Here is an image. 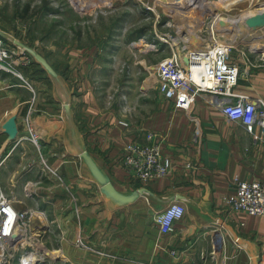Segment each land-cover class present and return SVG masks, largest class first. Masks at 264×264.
I'll use <instances>...</instances> for the list:
<instances>
[{"label":"crops","instance_id":"1","mask_svg":"<svg viewBox=\"0 0 264 264\" xmlns=\"http://www.w3.org/2000/svg\"><path fill=\"white\" fill-rule=\"evenodd\" d=\"M72 34L53 59L42 54L33 64L39 76L17 68L20 77H0V186L29 210L36 230L61 231L55 264H259L264 218L229 212L225 198L235 177L264 182V140L254 142L203 98L191 112L175 110L154 82L145 86L143 73L120 82L136 91L110 93L112 64ZM263 51L248 52L251 65L237 93L264 98ZM124 58L131 59L127 50ZM234 58L242 71L244 60ZM142 62L129 69L138 74ZM146 131L163 139L172 165L152 182L129 177L121 165L123 147L143 142ZM41 158L62 181L42 170ZM174 200L185 214L171 233L160 234L154 217Z\"/></svg>","mask_w":264,"mask_h":264},{"label":"built area","instance_id":"2","mask_svg":"<svg viewBox=\"0 0 264 264\" xmlns=\"http://www.w3.org/2000/svg\"><path fill=\"white\" fill-rule=\"evenodd\" d=\"M216 1L223 5L228 2V0ZM247 1L252 7L259 5L256 8H261L264 6L262 0ZM140 2L147 7L150 6L142 0ZM237 2L238 0H234L230 5ZM212 3L209 0H188L185 5L174 6L167 0H153L149 9L154 12L155 23H160L163 15L167 14L171 19L172 15L177 14L189 20L185 26V34L188 32L198 33L203 31L204 27L208 32V37L204 39L205 42L197 47H190V42L186 41V37H180L182 31L177 28L174 30V36L162 35L167 37L164 39L158 36L169 45L170 54L161 58L155 64L153 70V75H155L154 84L161 97L171 102L175 110L191 112L197 99L203 98L229 120L238 122L252 136L254 142L264 140V98L239 94L234 90L240 76L248 74L251 65L248 52L256 54L258 51L257 46L250 45L246 47L242 41L238 42L237 38H232L235 27L238 28L240 21L243 22V19L249 17L241 19L240 16H234L239 19L237 24L230 23L229 17L226 16L225 21L219 22L217 16L219 14L223 15V12H216L218 9ZM208 7L211 10H208ZM242 36L243 33L241 39ZM222 37L224 38L222 39ZM248 47L252 49L249 51ZM147 49L157 51L158 44L153 43ZM140 51L143 50L140 49ZM236 53L244 60L245 67L242 71H240L241 68L235 61L234 54ZM258 55L259 60L264 61V51ZM0 71L18 77L21 76L15 71L13 53L2 37H0ZM24 83L27 88L32 89L27 81L24 80ZM26 121L30 127L31 116L29 114ZM29 130L31 131L32 128ZM199 130V125L195 121L194 132L196 136L199 135ZM32 140L38 147L37 138L33 133ZM162 142V138L156 140L153 132L146 131L143 142L133 141L126 144L123 147L121 157V165L126 174L140 182H152L168 175L172 165L170 160L163 155ZM40 164L42 170L55 174L43 158L40 159ZM55 176L62 181L60 175L55 174ZM233 183L234 193L225 198V204L229 212H243L247 215L264 218V182L246 181L235 177ZM72 200L74 202L75 198L72 197ZM19 213L14 202L0 189L1 230L5 232L11 230V222L15 221L18 232L16 231L14 235L23 240L22 243L25 245L28 244L30 229L26 230L27 225L23 220L26 212ZM184 214V207L176 200L159 211L154 217L159 233H171L174 223L182 219ZM219 221L220 218H217L215 222L219 223ZM22 243H15L3 252L15 250ZM3 252L1 255H3ZM31 252L33 250L29 251V253ZM36 253L38 252L36 251ZM258 259L259 264H264V253L259 254Z\"/></svg>","mask_w":264,"mask_h":264},{"label":"rangeland","instance_id":"3","mask_svg":"<svg viewBox=\"0 0 264 264\" xmlns=\"http://www.w3.org/2000/svg\"><path fill=\"white\" fill-rule=\"evenodd\" d=\"M142 1L150 6L153 3V0ZM167 1L171 5L180 6L185 5L188 0ZM209 1L215 3L216 0ZM232 1L234 0H228L224 5L219 4L216 12L220 11L223 12V16L235 18L234 16L244 14V11L259 6L252 7L247 0H238L237 3L230 5ZM262 1L264 4V0ZM216 3L219 2L216 1ZM223 6L226 9L222 8ZM149 7L142 4L140 0H0V37L6 41L13 53L15 71L18 73L19 68L22 71L24 69V73L30 74L31 78V76L40 74L39 69L33 64L40 62L42 54L53 59L55 54H58V49L64 46V41L73 42L72 32L80 33L81 45L99 47L100 50L102 49L99 61L108 60L112 64L111 71L107 72V75L112 76L113 79V86L107 88L110 93L113 91L114 94H121L120 90L124 89L136 91L138 87L134 83H129V86H121L120 82L128 78L133 80L142 73L145 80L151 76H154L155 80V75H153L155 64L170 54L169 45L160 39L167 37L162 35L174 36V30L177 28L182 31L180 37H186V41L190 42V47L199 46L208 37L206 27L198 33L188 32L185 34V26L189 20L181 15H172L170 19L166 14L161 17L160 23H155L154 12ZM250 19H253L252 24H249ZM242 21L238 24V28L235 27L233 30L232 38H237L238 42L242 41L246 47L253 45L262 48L264 46L262 44L264 43V13L255 14V16ZM153 43L158 44L157 51L147 49ZM126 50L129 58L131 57L130 61L125 60L126 56L124 58ZM136 59L138 62L144 59L142 62L144 67L137 65L140 67L138 74L128 66L130 62L137 61ZM133 72L135 74H132ZM6 75L9 74L0 71V77ZM104 75L101 74L98 77H105ZM110 93L106 94L107 102ZM0 189L9 197L1 186ZM10 199L14 202V198ZM14 205L20 212L19 214L26 212L23 220L27 225L26 230L30 229L28 244L18 246L10 252H3V255H0V264H18V262L20 264V259L24 257L22 255H26L32 250L36 254L33 264H55V256L60 254L61 231L57 229L56 225H52L50 229L36 230L32 225L29 210L16 205L15 202ZM70 233L67 239L71 240L74 232ZM75 237L76 240L81 238L78 235Z\"/></svg>","mask_w":264,"mask_h":264},{"label":"bare ground","instance_id":"4","mask_svg":"<svg viewBox=\"0 0 264 264\" xmlns=\"http://www.w3.org/2000/svg\"><path fill=\"white\" fill-rule=\"evenodd\" d=\"M212 4L215 8H218L219 4L222 5V3H220V2L217 4L216 1H215V3H212ZM208 10H211V9L208 7ZM262 13H264V6H262L261 8L248 9V11H246V12L244 11V14L242 13L241 15H239L240 16L239 18H241V19L248 18V17L250 18L251 16H255V14H262ZM217 17H219V22L225 21L227 19L222 14H219ZM229 20H230V23L233 22L234 24H237L239 22L238 18H231L230 17ZM252 30H254V29H252ZM262 44H264V43H262ZM145 82H147L146 87H148V85H151L152 82H154V76L149 77L147 80H145ZM16 228H17V225H16L15 221L11 222V230H9L7 232L1 230V226H0V255L3 251L9 249V247L11 248L13 244L23 242V240H20V238H17L16 235H14V233H16V231H17ZM22 245H23V243H22ZM52 254H55V253H52ZM22 256H24V257L22 259H20L21 260L20 264H33L36 260V255L33 252L28 253L26 255H22Z\"/></svg>","mask_w":264,"mask_h":264},{"label":"water","instance_id":"5","mask_svg":"<svg viewBox=\"0 0 264 264\" xmlns=\"http://www.w3.org/2000/svg\"><path fill=\"white\" fill-rule=\"evenodd\" d=\"M252 20H253V19H250V20H249V24H252V23H251ZM247 22H248V21H247ZM247 22H246V23H247ZM255 23H257V21H255ZM247 24H248V23H247ZM262 49H264V46L262 47ZM140 195H141V193H140Z\"/></svg>","mask_w":264,"mask_h":264}]
</instances>
